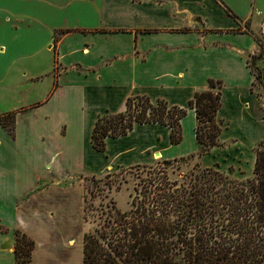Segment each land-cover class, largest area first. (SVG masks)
<instances>
[{"label": "crops", "instance_id": "crops-1", "mask_svg": "<svg viewBox=\"0 0 264 264\" xmlns=\"http://www.w3.org/2000/svg\"><path fill=\"white\" fill-rule=\"evenodd\" d=\"M262 16L256 0L2 2L0 115L14 113V134L0 124V225L8 228L0 230V264H14L15 228L34 241L28 264H83L81 235L59 226L73 191L80 214L84 189L75 176L196 154L188 101L210 79L221 81L222 143L198 155L199 164L250 170L252 147L264 139L248 63L264 58ZM138 94L186 108L181 139L170 141L169 125L135 123L96 150L97 116L124 110Z\"/></svg>", "mask_w": 264, "mask_h": 264}, {"label": "trees", "instance_id": "trees-1", "mask_svg": "<svg viewBox=\"0 0 264 264\" xmlns=\"http://www.w3.org/2000/svg\"><path fill=\"white\" fill-rule=\"evenodd\" d=\"M216 82L220 87V80L210 79V88L194 92L188 101L196 111L198 155L222 143L216 117L220 90L212 89ZM185 113V107L163 98L130 95L124 110L97 116L90 142L104 150L107 135L125 134L135 123L147 122L169 125L170 141L178 142ZM203 116L209 122L206 132L199 131ZM13 121V112L0 115V124L10 135ZM206 168L188 183L171 181L164 174L141 178L127 210H119L110 200L100 228L83 233V264H264V139L255 147L253 171L247 178ZM91 181L97 185L103 178L92 175ZM83 199L87 200L85 191ZM7 229L0 225V230ZM33 246V239L15 228L14 264H28Z\"/></svg>", "mask_w": 264, "mask_h": 264}, {"label": "rangeland", "instance_id": "rangeland-1", "mask_svg": "<svg viewBox=\"0 0 264 264\" xmlns=\"http://www.w3.org/2000/svg\"><path fill=\"white\" fill-rule=\"evenodd\" d=\"M8 1L10 5L16 3V0ZM256 1L258 4H260V2L264 4V0ZM2 2L6 3L7 0H0V4ZM262 18L264 19V16H262ZM261 34L264 36V31H262ZM253 59V56L248 59V63L254 75L252 89L258 97V104L264 111V74L259 68L261 59L259 63H255L257 60ZM218 87V83L216 82L212 89L216 90ZM204 119H206L205 116H203L199 123L200 132L210 130L206 126L209 122ZM259 130L262 132L264 130V125H260ZM257 143L252 147L254 154ZM212 167L240 180L250 176L253 171V166L250 170H244V166L240 168L238 164H229L227 161L223 163V167ZM206 169V166H201L199 164L197 152L196 154H188L173 159L161 158L160 156L156 157L153 155V161L150 163L121 167L104 173L103 175L96 176L103 178V181H100L97 185L91 181L92 175H76L74 181H77L80 186L83 185L85 194L87 193V200H81L79 214L78 194L73 191L71 194V206L68 208L67 214L61 217L59 226L63 232L71 234L74 238L81 235L80 241L83 243V233L88 231L93 232L95 229H99L100 223L107 217V212L111 205L110 200H113L116 208L121 211L130 208V200L132 196L135 195V190L141 187L139 183L141 178L149 176L150 174H164L167 175L171 181L177 180L178 183H188L192 181L195 174L202 173L203 171L207 172ZM83 204L85 208H83Z\"/></svg>", "mask_w": 264, "mask_h": 264}, {"label": "built area", "instance_id": "built-area-1", "mask_svg": "<svg viewBox=\"0 0 264 264\" xmlns=\"http://www.w3.org/2000/svg\"><path fill=\"white\" fill-rule=\"evenodd\" d=\"M261 70L264 72V58L261 61Z\"/></svg>", "mask_w": 264, "mask_h": 264}, {"label": "bare ground", "instance_id": "bare-ground-1", "mask_svg": "<svg viewBox=\"0 0 264 264\" xmlns=\"http://www.w3.org/2000/svg\"><path fill=\"white\" fill-rule=\"evenodd\" d=\"M154 156L158 157V156H159V154H156V155H154Z\"/></svg>", "mask_w": 264, "mask_h": 264}]
</instances>
